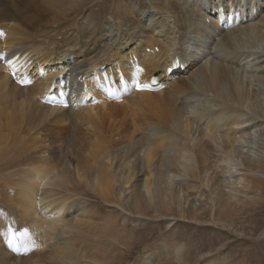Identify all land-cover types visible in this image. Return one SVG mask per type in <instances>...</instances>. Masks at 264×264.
<instances>
[{"label":"bare ground","instance_id":"bare-ground-1","mask_svg":"<svg viewBox=\"0 0 264 264\" xmlns=\"http://www.w3.org/2000/svg\"><path fill=\"white\" fill-rule=\"evenodd\" d=\"M204 3L0 0V53L13 60L0 65V264H118L147 219L203 223L190 197L204 198L216 226L263 204L264 0L221 2L218 16ZM13 51L53 95L67 91L60 74L68 67L83 72L112 58L106 72L122 98L73 92L69 108L43 105L45 96L12 81ZM157 70L163 88L134 89ZM98 104L106 112L93 114ZM89 190L113 208L87 203ZM166 237L134 264H188L185 242ZM210 253L193 264H223Z\"/></svg>","mask_w":264,"mask_h":264},{"label":"rangeland","instance_id":"rangeland-1","mask_svg":"<svg viewBox=\"0 0 264 264\" xmlns=\"http://www.w3.org/2000/svg\"><path fill=\"white\" fill-rule=\"evenodd\" d=\"M103 16L105 18L110 17L108 12H104ZM108 19L107 21L110 22V19ZM108 25L109 24H107V26ZM107 26L105 28H110ZM113 33H117V31ZM109 38L113 41L112 34ZM95 106L93 114L99 115L104 111L106 112V108H103L99 104ZM262 191L263 192L259 193V195L263 200L260 198L258 199L259 202H263L262 205L253 203L244 209L237 218H234L230 222L227 220L225 226L222 224L221 226H216L212 223L209 224L211 219L207 215V202L203 197H190L189 200H197L196 203H199H197L198 208L205 213L202 217L204 220L203 223L198 225L190 221L173 220L172 227H170V223H166V221L154 223L147 219V223L145 222V225L142 227V229H144L141 242L131 249H124L125 255L127 256L123 261L120 260L118 264H134L140 254L146 252L144 249L147 246H150L155 240H161L162 237H166V235V238L169 240H179L182 243L185 242L187 251L191 253L188 256L190 259L188 264H193L198 261V257L200 258L199 254L206 251H211L210 254H213L217 260H221L222 258L221 262L224 261L223 264H227L226 262L229 260L231 263H235L241 259L246 260L248 264H264V189ZM84 198L87 203L92 202L96 204L97 207H102L103 210H106L107 207L110 209L113 208L112 203L104 204V202H102L99 197H96L91 190L86 192ZM204 202H206V204ZM3 208L9 210L11 206L5 204ZM21 216V213L15 214V217L20 220H22ZM164 223L168 225L165 226ZM223 257H225V259H223Z\"/></svg>","mask_w":264,"mask_h":264},{"label":"snow or ice","instance_id":"snow-or-ice-1","mask_svg":"<svg viewBox=\"0 0 264 264\" xmlns=\"http://www.w3.org/2000/svg\"><path fill=\"white\" fill-rule=\"evenodd\" d=\"M3 35H4V33L2 31H0V36H3ZM0 61L6 62L9 65H12L13 64V60L11 58H8L7 55L4 54V53H0ZM13 75H15V73H13ZM19 82L22 83V84H29V83H31V81H29L27 79H23V80H21ZM135 86L138 89L141 87L139 85V83H137ZM9 243L11 244L12 241L10 240ZM25 250L26 251L28 250L27 246H25Z\"/></svg>","mask_w":264,"mask_h":264}]
</instances>
